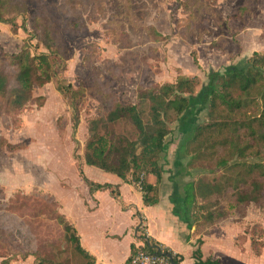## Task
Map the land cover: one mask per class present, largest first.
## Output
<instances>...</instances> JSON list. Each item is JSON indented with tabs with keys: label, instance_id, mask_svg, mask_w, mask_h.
I'll list each match as a JSON object with an SVG mask.
<instances>
[{
	"label": "rangeland",
	"instance_id": "1",
	"mask_svg": "<svg viewBox=\"0 0 264 264\" xmlns=\"http://www.w3.org/2000/svg\"><path fill=\"white\" fill-rule=\"evenodd\" d=\"M23 1L27 10L16 15L15 26L0 22V70L11 78L17 72L11 55L25 47L32 55L49 52L34 35L37 4ZM47 2L61 17L64 42L54 46L61 54L53 60L57 75L37 86L21 109L9 104L10 93L0 96V264H32L38 256L53 264H88L54 217L64 210L83 218L88 197L85 152L92 120L105 116L117 102L139 104L140 89L176 82L184 75L196 77L199 103L192 115L171 125L170 148L162 161L164 174L170 177L182 138L194 124L207 122L204 103L211 75L255 52L264 55V0ZM14 87L13 81L10 90ZM252 101L237 118L261 113L264 104ZM112 130L118 137L135 134L126 121ZM248 141L255 148L245 158L230 160V170H195L194 177L185 178L207 175L221 189L206 205L226 212V217L208 223L204 212L197 229L204 236L217 222L208 252L210 257L220 253L223 264H264V201L230 208L238 194L233 185L241 176L247 177L239 183L243 192L252 188L253 179L264 182L262 167H256L264 166V141L243 138V144ZM224 154L220 148L216 157ZM88 168L91 174L92 169L113 176Z\"/></svg>",
	"mask_w": 264,
	"mask_h": 264
},
{
	"label": "trees",
	"instance_id": "2",
	"mask_svg": "<svg viewBox=\"0 0 264 264\" xmlns=\"http://www.w3.org/2000/svg\"><path fill=\"white\" fill-rule=\"evenodd\" d=\"M30 1L38 6L34 35L49 52L32 55L25 47L19 54L10 56L17 67V72L12 78L0 70V96L6 97L10 93L12 100L9 104L16 109L23 108L31 101L32 92L37 86L51 82L57 75L56 63L53 60L60 57L61 50L60 47L54 46L64 42L61 17L55 13L57 7L49 4L47 0ZM26 10L27 4L23 0L13 3L12 0H0V22L15 26L16 15ZM211 77L212 83L204 103L207 122H198L191 127L180 141L174 160L175 172L172 178H176V213L190 229L201 221L200 216H206L208 223H214L216 219L226 217L227 213H217L206 205L212 196L221 191L216 182L209 180L207 175L188 181H185V178L194 177L195 170L203 173L213 172L214 168L230 170V160L245 158L250 149L255 148V145H250V141L243 144L244 137L257 142L264 141V105L258 115L237 118V113L255 98L264 104V55L255 52L239 64L227 68L225 72H215ZM13 81L15 87L10 90ZM197 86L196 77L184 75L176 82L140 89L139 104L117 102L105 116L90 123L85 152L86 164L117 175L135 185L141 182L144 203L149 206L159 203L158 188L149 183L147 177L154 175L158 184L162 182L165 173L162 161L170 148L168 138L173 132L171 125L174 121L180 122L184 117L192 115V109L199 103L195 102L198 98ZM58 89L64 93L63 85H59ZM67 89L71 90L72 85H68ZM122 121L132 125L134 136L116 135L112 127ZM78 124L76 119V126ZM103 128L106 129L105 132ZM220 148L224 149L225 154L217 158ZM187 158L189 161L185 163ZM211 162H214L213 165ZM249 167L250 172H253L255 166L250 164ZM256 167H262L264 173L263 165L258 163ZM83 178L91 192L112 188L109 183H94L85 176ZM240 178L233 185L238 194L230 208L262 203L264 182L253 179L252 188L243 192L239 189V183L246 182L247 177ZM202 213L205 215L202 216ZM54 218L69 234L70 241L88 259V264H95V259L82 248L77 230L67 222L63 214L57 213ZM140 239L144 240L145 246H133V254L126 264H130L139 251L158 256L172 254L173 262L170 259L169 264L182 263L183 256L174 255L164 245L165 249L160 248L161 243L145 238L144 235H141ZM202 245L203 240L199 239L193 252L194 264H221L219 260L204 259ZM7 263L8 261H4L1 264ZM32 264L53 263L38 256Z\"/></svg>",
	"mask_w": 264,
	"mask_h": 264
},
{
	"label": "crops",
	"instance_id": "3",
	"mask_svg": "<svg viewBox=\"0 0 264 264\" xmlns=\"http://www.w3.org/2000/svg\"><path fill=\"white\" fill-rule=\"evenodd\" d=\"M88 166L86 164V178L94 183H109L112 188L91 192L84 181L88 197L83 203V218L77 219L63 209L61 214L77 230L82 248L95 259V264H126L133 254V246L144 247L145 242L138 234L141 218L150 239L169 248L174 255L183 256L181 264H194L193 252L199 239L203 240L204 259L212 258L223 264L220 253L210 257L211 252H208V241L212 239L211 233L215 232L217 222L203 236L198 232L197 225L190 229L176 213L174 173L170 177L164 174L159 184L156 176L147 177L149 183L157 186L159 195V203L149 206L144 203L142 191L133 182L114 174L101 175L92 169L91 174ZM98 176L102 177L100 181H96Z\"/></svg>",
	"mask_w": 264,
	"mask_h": 264
},
{
	"label": "built area",
	"instance_id": "4",
	"mask_svg": "<svg viewBox=\"0 0 264 264\" xmlns=\"http://www.w3.org/2000/svg\"><path fill=\"white\" fill-rule=\"evenodd\" d=\"M138 188L142 191V185L141 182H139L137 184ZM141 230V231H140ZM138 234L141 236H145V238L150 239V236L147 232V230L145 229V225L143 222V219L141 218V222H140V226L138 229ZM142 231L144 232V234H142ZM160 248L165 249V247L163 245H160ZM170 263V258L169 255L167 256H158V255H153L150 253H147L145 251H139L137 253V255H135L130 264H169Z\"/></svg>",
	"mask_w": 264,
	"mask_h": 264
},
{
	"label": "water",
	"instance_id": "5",
	"mask_svg": "<svg viewBox=\"0 0 264 264\" xmlns=\"http://www.w3.org/2000/svg\"><path fill=\"white\" fill-rule=\"evenodd\" d=\"M169 258L172 260V262H173V255L171 254V255H169Z\"/></svg>",
	"mask_w": 264,
	"mask_h": 264
}]
</instances>
